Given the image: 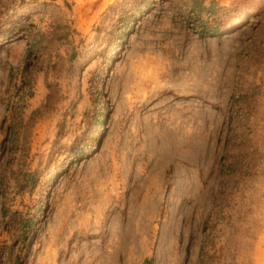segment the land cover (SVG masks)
Masks as SVG:
<instances>
[{"label": "rangeland", "instance_id": "374dc122", "mask_svg": "<svg viewBox=\"0 0 264 264\" xmlns=\"http://www.w3.org/2000/svg\"><path fill=\"white\" fill-rule=\"evenodd\" d=\"M0 264H264V0H0Z\"/></svg>", "mask_w": 264, "mask_h": 264}, {"label": "bare ground", "instance_id": "6f19581e", "mask_svg": "<svg viewBox=\"0 0 264 264\" xmlns=\"http://www.w3.org/2000/svg\"><path fill=\"white\" fill-rule=\"evenodd\" d=\"M178 117H180V119L178 120L181 123L186 122V121H191L192 123L191 131H183V130L176 129L175 127L167 125V135L168 136L188 137L198 131L199 125L201 123V115L197 111H194L188 115L186 114L185 111H182L181 113H179Z\"/></svg>", "mask_w": 264, "mask_h": 264}, {"label": "trees", "instance_id": "16d2710c", "mask_svg": "<svg viewBox=\"0 0 264 264\" xmlns=\"http://www.w3.org/2000/svg\"><path fill=\"white\" fill-rule=\"evenodd\" d=\"M223 165H224V162H223ZM207 220H208V218H207ZM207 220H206V221H207Z\"/></svg>", "mask_w": 264, "mask_h": 264}]
</instances>
